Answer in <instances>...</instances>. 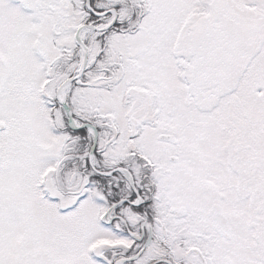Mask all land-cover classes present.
<instances>
[{
	"label": "snow or ice",
	"instance_id": "6c2138e0",
	"mask_svg": "<svg viewBox=\"0 0 264 264\" xmlns=\"http://www.w3.org/2000/svg\"><path fill=\"white\" fill-rule=\"evenodd\" d=\"M0 264H264V0H0Z\"/></svg>",
	"mask_w": 264,
	"mask_h": 264
}]
</instances>
